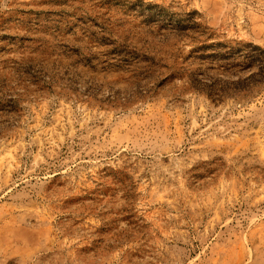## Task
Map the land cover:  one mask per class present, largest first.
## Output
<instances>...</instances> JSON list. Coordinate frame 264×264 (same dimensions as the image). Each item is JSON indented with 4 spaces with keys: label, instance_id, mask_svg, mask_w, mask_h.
Masks as SVG:
<instances>
[{
    "label": "rangeland",
    "instance_id": "obj_1",
    "mask_svg": "<svg viewBox=\"0 0 264 264\" xmlns=\"http://www.w3.org/2000/svg\"><path fill=\"white\" fill-rule=\"evenodd\" d=\"M0 264H264V0H0Z\"/></svg>",
    "mask_w": 264,
    "mask_h": 264
}]
</instances>
